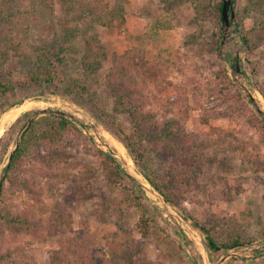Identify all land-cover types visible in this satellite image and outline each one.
Returning <instances> with one entry per match:
<instances>
[{"label":"rangeland","instance_id":"374dc122","mask_svg":"<svg viewBox=\"0 0 264 264\" xmlns=\"http://www.w3.org/2000/svg\"><path fill=\"white\" fill-rule=\"evenodd\" d=\"M207 1L211 4L218 0ZM233 1L234 13L236 9L241 13L247 0ZM172 3L176 4L169 9L160 0H126L121 31L96 24L95 32L105 45V56L101 68L86 76L80 69L82 39L54 40L64 23L61 6L56 0L34 3L26 0V12L11 27L14 38L10 41L19 48L15 44L9 46L0 70L10 72L15 80L24 78L35 61L31 59L34 56L31 48L40 46L49 55L61 51L66 81L60 85L26 84L6 93L0 104V117L5 110L12 111L13 115L1 121L0 138L18 118L22 119L9 132L4 151L0 145V163L5 162L24 122L40 108L52 106L75 113L81 119L79 122L65 119L87 139L81 136L82 139L75 140L66 134L67 138L58 140L42 138L38 127L45 124L41 123L35 129L37 136L28 143L26 160L16 170L13 180L3 176L0 253L5 259L2 264H47L53 263L52 260L62 264L73 237L78 242L82 234L89 237L85 239L87 245L96 249L98 264H205L195 243L186 241L175 220L159 205L155 206L157 199L150 195L148 198L142 190L146 203L158 208L153 214L166 233L164 236L154 229L148 237H143L135 226L138 218L135 211L122 203L117 192L101 177L102 157L97 151L109 155L99 143L104 135L126 159L129 170L141 179L126 147L101 120L113 107L111 90L105 84L113 58L132 47L144 49L148 60L162 54L167 65L161 74L166 75L163 81L166 89H171L169 84L184 83L190 77L189 92H184L186 115L176 105L174 92L148 90L150 104L143 110L156 113L147 117L142 130L140 141L144 149L159 172L171 165L173 172L183 176L180 187L184 189L181 201L184 210L206 225H215L217 233L224 238L238 235L249 241L217 255L209 252L210 264H215L223 253L238 251L249 256L264 249V134L257 120L249 117V111L264 123L237 85L227 60L232 59L235 51L239 52L244 83L255 89L256 95L260 94L253 82L264 79V5L250 7L248 16L239 22L235 18L236 24L222 49L219 43L218 54L213 49L214 26L212 18L207 16L206 1L199 3L197 11L189 0ZM158 19L162 23L157 34L151 39L144 38L143 34L150 33ZM223 70L232 85L226 84L228 88L220 91L224 84L219 74ZM77 76H83L89 83L99 110L78 96L72 85ZM155 94L161 96L157 98ZM229 94L235 97L234 101L228 99ZM24 113L28 116H22ZM113 120L116 132L132 128L127 113L114 114ZM176 120L186 132L192 133L193 148L189 152L194 153V162L191 165L180 161L184 155L180 134L159 131L168 121ZM93 121L100 125L98 131L92 129ZM239 147L246 148L248 156H242L244 151ZM173 209L184 213L179 207L173 206ZM16 215L31 219L36 224L35 233L8 228L5 219ZM191 228L202 240V233ZM223 264H264V251Z\"/></svg>","mask_w":264,"mask_h":264},{"label":"trees","instance_id":"16d2710c","mask_svg":"<svg viewBox=\"0 0 264 264\" xmlns=\"http://www.w3.org/2000/svg\"><path fill=\"white\" fill-rule=\"evenodd\" d=\"M34 1L39 0H30L32 3H34ZM125 1L126 0H56L63 9L64 23L62 22L60 33L55 34L54 40L68 42L73 37H80L82 39L83 51L80 60V69L83 75L88 76L97 72L101 68L102 59L105 56L106 48L95 32V25L98 24L109 29L121 31L124 28L125 22ZM174 1L175 0H160L162 5H166V8L169 9L171 7L173 8V5L176 4L172 3ZM189 1L194 4L193 9L196 11L199 8V3H204L206 1L207 16L209 15V18H212L214 26L213 49L219 54L222 1H214L211 4L207 0ZM262 5H264V0H247L244 3L241 13H239V10H235V18H237L239 22L241 19L248 16L250 7L260 8ZM26 10V0H0V66L8 52L9 46L15 44L10 41L12 37L14 38L13 29L11 27L15 23L17 17L25 13ZM199 11H201V9H199ZM161 23L162 21L160 19L154 22V29H152L150 33L143 34V37L151 39L157 34L158 26ZM162 28L168 27L162 25ZM244 37L247 38L246 33H244ZM15 46L19 48L16 44ZM33 47L31 48V52H34V56H31V59L35 61L31 63L27 69L24 78L15 80L11 77L10 72L3 73L0 70V104L6 93L22 88L26 84L60 85L66 81L65 72L62 67L64 57L61 55V51L59 50L49 55L40 46ZM166 69V60L161 53H158V56L156 54L152 59L148 60L145 57V50L138 47L129 48L121 55L114 56L105 82L107 87L110 88L113 96V107L111 112L104 114L101 120L106 124V128L123 143L144 177L164 196L165 200L170 203V205L182 209L184 212L183 216L190 222L191 226L202 233V241L206 249H208L210 253L217 255L222 250L236 245H242L249 241L242 240L238 235H231L224 238L223 235L217 233L215 225H206L191 213L184 210L181 205L184 189L180 187L183 183V176L173 172L171 165H168L164 172H159L140 141V137H143L142 130L146 125L147 117L156 113L153 110H143L147 104H150L148 90L154 88L157 91L163 89L167 93L174 92L176 94L175 103L179 106L180 112L184 115L187 114L184 92H189L187 84L189 83L190 77L187 78V81L184 83L169 84L168 87L171 88L169 90L163 86L166 75H161L165 73ZM219 75H221L219 77L220 82L224 84L223 87L220 88V91H223L228 88L226 84H232L225 70ZM253 83L260 94L264 96V79L254 81ZM72 85L76 88L78 96L85 98L88 103L94 107V110H99L97 97L94 95L89 83L83 76L75 77L72 80ZM213 92L214 89H211L210 93ZM158 96H161V94L154 95V97L157 98ZM238 98L240 99L239 96ZM228 99L234 101L235 97L229 94ZM117 113H127L130 116L132 122V128L130 130L119 129L116 132L113 129V116ZM249 114L251 115L249 117L255 118V121L257 120L256 122L264 134V125L257 119L253 111H249ZM22 116H28V113H24ZM21 119L22 117L18 118V120L8 128L6 135L0 138V145L4 147L2 148L3 151L7 146L9 132L14 130L15 125ZM41 123L45 125L38 127ZM37 127L40 130L39 136L42 138L48 137L54 140H58L57 138H67V136L75 140L79 138L82 139L81 136L86 138L75 125L62 116L49 114L40 117L32 122L24 132L22 141L13 151L11 162L8 164L7 170H4V179H10L12 181L18 167L25 162L28 143L33 136H37L35 133ZM168 130H170L171 133L180 134L182 140L181 149L184 152L180 161L185 165H191L194 162V153L189 152L193 148V142H191L193 139L192 133L186 132L185 128L177 120L168 121L165 123V126L159 127V131L163 134L167 133ZM64 134L67 136H64ZM239 149L241 152L242 150L244 151L242 156H248L249 151L246 148L241 149V147H239ZM97 152L98 155L102 157V179L117 192L122 203L135 211L138 216L135 226L140 234L143 237H148L152 230L158 229L166 236L165 231L160 228L153 214V210L158 208L151 207L146 203L140 185L128 177L111 156L106 153L104 154L100 150ZM1 156L2 155H0V161ZM4 179L0 180V196L3 191ZM5 222L7 227L12 230H27L32 234L35 233L36 224L26 216L16 215L10 219H5ZM86 236L87 237H85L84 234L79 236L80 240L78 242L77 239L73 237L68 249L69 253L67 251L64 252V257L66 259L61 261L63 262L62 264H98L96 260V249L93 245H87L85 239L89 237L87 234ZM183 238L188 241L185 235ZM4 259L5 256L3 253H0V264H2ZM59 260H62V258H59ZM52 262L53 263L50 261L47 264H56L55 261L52 260ZM56 262L59 264L60 261L57 260Z\"/></svg>","mask_w":264,"mask_h":264},{"label":"water","instance_id":"95a60500","mask_svg":"<svg viewBox=\"0 0 264 264\" xmlns=\"http://www.w3.org/2000/svg\"><path fill=\"white\" fill-rule=\"evenodd\" d=\"M233 0H222V8H221V42H220V49L223 48L224 44L226 43V40L228 38V34L231 32V29L235 26L236 20H235V13H234V8H233ZM229 60V63L232 68V73L234 74V79L237 83V85L240 87L242 91H244L245 96L247 101L250 103V105L254 108V110L261 116V119L264 123V103L262 101L263 97L261 94L256 95L255 89L251 88L250 85H246L243 80V72L242 68L240 65V58H239V52L235 51L232 59H227ZM262 98V99H261ZM7 111V110H5ZM4 111V112H5ZM3 112V113H4ZM46 114H54L58 116H62L64 118H67L71 121H77L79 122L81 119L78 117L75 113L66 111L64 109H60L58 107H46V108H40L35 110L24 122L22 127L20 128L17 137L15 139L13 148L10 150L8 153L5 162L0 163V169L2 171V175L0 177V180L3 179V176L5 174L4 170H7L8 164L11 162L12 154L15 148L20 144L22 135L26 128L37 118L40 116L46 115ZM93 130H99L100 125L96 122L93 121L91 125ZM100 145L104 146L105 149L108 151L109 155L112 157L114 161L119 164L120 168L130 177L135 183L140 185L141 189L144 191V193L147 195L152 196L153 198L157 199V202H155V206H160L163 208L177 223L183 234L186 236L188 240L191 242L195 243V245L198 247L199 251L201 252L203 259L205 261V264H210V256H209V250L206 249L203 241L196 237L193 232H192V226L188 221L185 219V217L179 213L176 212L173 209V206L168 203L164 196L144 177L142 172L135 166L136 171L139 173L141 176V179H138L133 173L128 168V164L126 159L120 154V152L116 149V147L106 139L104 135L101 137V141L99 142ZM148 197V196H147ZM149 198V197H148ZM263 250H258L257 252L260 253ZM256 254H252L249 256H246L238 251H233V252H227L223 253L221 257L217 260L215 264H223L225 261L233 259V258H248V257H254Z\"/></svg>","mask_w":264,"mask_h":264},{"label":"bare ground","instance_id":"6f19581e","mask_svg":"<svg viewBox=\"0 0 264 264\" xmlns=\"http://www.w3.org/2000/svg\"><path fill=\"white\" fill-rule=\"evenodd\" d=\"M12 115H13V112H12V111L3 113V114L1 115V117H0V123H1V121H4L5 119H8V118L11 117ZM130 166H131V165H130ZM131 168H133V167H131ZM130 171H131V173H132V169H130Z\"/></svg>","mask_w":264,"mask_h":264}]
</instances>
